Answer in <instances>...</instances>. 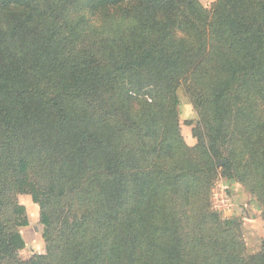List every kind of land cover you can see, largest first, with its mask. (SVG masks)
<instances>
[{
  "label": "trees",
  "instance_id": "trees-1",
  "mask_svg": "<svg viewBox=\"0 0 264 264\" xmlns=\"http://www.w3.org/2000/svg\"><path fill=\"white\" fill-rule=\"evenodd\" d=\"M81 2L0 0V174L39 206L46 244L18 259L28 220L14 201L17 221H0V261L264 264V239L245 256L209 199L220 173L255 193L264 217V0H216L211 13L197 0H87L105 18L123 6L134 17L108 18L97 34L74 13ZM178 8L186 38L156 16ZM179 85L197 114L194 146L179 131ZM34 166L53 184L45 191ZM64 172L75 189L83 176L96 184L95 229H63L50 261L46 200Z\"/></svg>",
  "mask_w": 264,
  "mask_h": 264
},
{
  "label": "rangeland",
  "instance_id": "rangeland-1",
  "mask_svg": "<svg viewBox=\"0 0 264 264\" xmlns=\"http://www.w3.org/2000/svg\"><path fill=\"white\" fill-rule=\"evenodd\" d=\"M197 1L208 13H211L216 0ZM74 13L83 17V29H88V33L91 34L107 31L109 21L106 19L108 18L117 23L134 20V17L127 13L126 6L113 10L108 18H105L100 12L92 13L87 0H82L81 6ZM156 16L169 25L174 36L186 38L187 29L182 8L168 14L158 13ZM176 93L179 98L177 113L180 134L186 145L194 146L197 140L192 134V128L196 124L197 114L188 103V97L182 85L177 87ZM223 162L224 160H219L218 167ZM56 168L58 169L57 163ZM219 174L213 180L210 189L211 209L217 213L221 220L232 219L235 224L233 231L241 237L244 243L245 256L256 253L260 249L261 239H264L263 203L255 193L237 179L222 177ZM30 176L40 191H45V187L53 185L47 179L48 173L40 166H34L30 170ZM60 177V183L54 189L52 187L53 190L48 192L49 195L46 200L45 210L50 216V225L46 229L53 247L56 246L53 250L54 254L48 259L50 261L58 255L57 244L62 243L60 235L63 229L75 227L80 231L87 229L89 236L93 234L95 229L92 226L93 220L88 219V213L97 210L95 209L96 201L94 198L97 191L96 184L89 183L88 179L83 176L84 179L79 188L75 189L71 176L65 173ZM11 179L12 177L6 171L0 174V221L8 228L12 227L13 222L17 221L18 217L12 212V203L15 201L24 206L28 224L17 227L25 242L24 247L17 251V257L24 261L34 253H46V244L42 236L45 226L40 222L39 206L32 201L29 194L14 191V188L12 189L7 182ZM40 195L42 196V194ZM0 264H16V261L6 258L0 261Z\"/></svg>",
  "mask_w": 264,
  "mask_h": 264
},
{
  "label": "crops",
  "instance_id": "crops-1",
  "mask_svg": "<svg viewBox=\"0 0 264 264\" xmlns=\"http://www.w3.org/2000/svg\"><path fill=\"white\" fill-rule=\"evenodd\" d=\"M27 198H28V197H27ZM27 198H26V200H28Z\"/></svg>",
  "mask_w": 264,
  "mask_h": 264
}]
</instances>
